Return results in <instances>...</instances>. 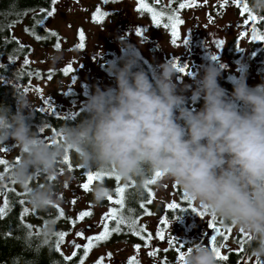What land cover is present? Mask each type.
<instances>
[{
    "label": "clouds",
    "instance_id": "1",
    "mask_svg": "<svg viewBox=\"0 0 264 264\" xmlns=\"http://www.w3.org/2000/svg\"><path fill=\"white\" fill-rule=\"evenodd\" d=\"M250 7L264 13V0H251ZM118 39L122 48L134 49L126 34ZM142 59L131 52L108 63L116 87L96 86L84 119L66 123L50 140L30 126L33 105L27 95L15 92V113L0 105V144L13 140L19 149L11 179L25 189L33 209L46 210L58 202V186L75 178L66 164L71 155L81 169L112 173L137 193L162 173L191 202L246 233L251 254L264 258V84L250 87L243 76L229 95L219 83L221 70L210 65L192 91L194 104L203 100L195 110L178 94L192 86L178 87L174 61L158 65L150 78L139 67ZM37 176L45 182L33 185ZM92 194L102 204L112 193L101 183ZM43 232L54 238L56 225L50 221ZM181 264L219 260L211 246L193 242Z\"/></svg>",
    "mask_w": 264,
    "mask_h": 264
},
{
    "label": "rangeland",
    "instance_id": "2",
    "mask_svg": "<svg viewBox=\"0 0 264 264\" xmlns=\"http://www.w3.org/2000/svg\"><path fill=\"white\" fill-rule=\"evenodd\" d=\"M222 4L223 0H198L196 7H190L183 18L184 23L179 27V39L174 44L173 37L168 28L156 27L148 16L137 10L138 3L135 0H123L107 9L111 10L110 17L97 22L93 19L91 13L96 7V0H58L56 3V12L49 20L48 26L57 29L62 34V47L60 49L36 48L35 54L32 55L33 63H36L44 70H59L62 67L71 65L73 71L67 76L56 77L54 80L44 78L42 81H35L33 86L26 89L25 95L32 102L33 109L42 108L49 112L55 110L59 115L71 116L80 108L84 107L87 98L95 92L96 86L102 89L116 87V80L103 69V64L112 56H121L124 53L138 52L143 60L150 64L154 70L158 65L172 61L179 63L183 42L188 39L195 28H202V38L207 46L217 50L212 57L204 59L206 67L215 66L223 71L230 66H239L244 75H257V69L250 66L248 58L252 45L249 40V25H237L236 19L244 16L241 15L239 7L228 0V4L220 9L213 8L215 4ZM231 3V4H229ZM213 17L215 21L209 22ZM143 29L144 34L139 35V30ZM83 30L85 34L84 48H79L80 43L79 31ZM247 32V36L241 34ZM23 37L22 32H17ZM128 36V43L134 45L131 51L121 47V41L118 39L124 35ZM195 37V36H194ZM223 41V45L218 44ZM240 41L241 58L239 63H233L225 51L231 43ZM178 42V43H177ZM60 57V59H56ZM219 61V62H218ZM204 75V73H203ZM181 88L185 84L186 77L177 75L174 78ZM35 86H39L41 91H37ZM28 114V110H26ZM42 135L51 139L52 136L46 131ZM5 156L14 160L19 156V149L15 146V141L9 140L0 146V157ZM74 155L69 158L73 165ZM67 168L75 177L67 186L61 183L57 188V203L68 213L73 215L81 211L90 210L92 215L86 220H81L75 226L72 234L68 237L65 249H72L76 244L82 243L85 239L99 231L105 214L109 212V207L114 202L112 196L117 195L119 187H111L112 200H105L102 204L94 202L92 190L85 191L82 184L85 180L80 178L81 168L72 170ZM61 181L63 180V169L61 170ZM102 184L104 182H101ZM93 182L92 186L97 184ZM179 187L172 181L166 180L162 175L154 184L155 201L153 204L154 214L145 218L147 229L151 230L157 225V220L163 215L165 208L170 203H177L179 200V191L173 190ZM177 194V197H176ZM3 188H0V205L3 202ZM125 196V192H124ZM76 203L73 204L72 201ZM179 230L178 233L175 231ZM82 232L84 237L81 238L77 233ZM184 228L178 224H172L171 235L180 238L184 235ZM148 249H142L140 252L123 243H113L97 247L91 251L89 259L84 264H97L101 257L104 258L103 264H127L129 258L137 256L141 264H151ZM111 253V257L108 254Z\"/></svg>",
    "mask_w": 264,
    "mask_h": 264
},
{
    "label": "trees",
    "instance_id": "3",
    "mask_svg": "<svg viewBox=\"0 0 264 264\" xmlns=\"http://www.w3.org/2000/svg\"><path fill=\"white\" fill-rule=\"evenodd\" d=\"M121 1L123 0H96V7L91 13L93 19L98 11L103 14L101 20L110 17L112 12L107 8ZM135 1L138 3V10L140 8V0ZM182 2L184 0H160V3L157 4L155 0H144V3L149 7L154 8L157 12L163 13L162 23L159 26L152 20L151 12L146 10L138 11L146 14L156 27L170 28L164 26L169 23L167 19L168 15L178 10L180 18L182 19V12L190 8L179 9V4ZM242 4L243 6L246 4L248 9H250V12H244L246 16L249 18L250 15L257 16L264 22V13H256L251 10V0H242ZM52 7V0H0V65H2L0 67V105L10 107L13 113L17 111L18 107L15 95L16 91L25 94L26 89L32 87L35 81H42L44 78L49 79V74H51L52 80L56 77L67 76L63 71L67 66L59 70L44 71L36 63V60L35 63L32 60V55L33 53L35 54L36 48L58 50L60 48L57 49L55 47L57 43L62 47L61 32L48 26L49 20L54 15L48 17L47 12L51 11ZM54 7L56 9V4ZM20 31L23 37L17 33ZM53 32L56 33L55 36L51 35ZM36 36H40L42 39L37 40ZM128 54L131 53H124L121 56ZM121 56H116L113 53L103 64V69L109 73L108 63L119 60ZM25 61H28V63ZM141 63L139 67L148 71L150 78H152V74L155 71L154 68L143 59ZM35 88L40 89L39 86H35ZM83 108H80L71 116L59 115L55 110L46 112L42 108H35L32 114L29 115L28 122L34 131H40L43 128L44 130L41 133L47 131L53 138L66 123L75 126L84 119L86 113L83 111ZM0 159L7 161V164H0V175H3V180L0 181V188L4 190L3 202L5 199L9 202V207L6 209L5 214L0 216V264H80V260L84 256L83 246L88 242L87 238L84 242L78 244L81 245L79 249L75 246L72 249H65L64 245L75 226L81 221L78 219L79 214L90 210H84L77 215H73L63 209L58 203L46 210L33 209L27 199L25 189L13 183L10 176L11 169L19 159V156L14 160L8 159L5 156L0 157ZM68 164L72 170L78 169L79 167L76 158L73 165L71 163ZM89 171L99 170L81 169L82 173L80 178L84 179L85 183L87 182V173ZM155 178L153 176V179ZM45 179L46 177L37 176L32 183L33 185L44 183ZM94 182H104L103 184L105 185L119 188L123 187L125 189L122 214L127 218L137 219L139 221L144 214V209L141 208V204H144L147 210L150 209L147 203L149 198L146 197L149 194L147 187L142 193H137L130 185H126L121 180H116L114 175H108V173H105L102 179L95 180ZM92 188L94 186L91 185ZM112 197L114 200L119 198L117 195ZM20 201H23V203H20ZM3 202L0 207L4 206ZM25 208L29 210L27 214L24 213ZM111 208L120 209L121 205L113 203L110 205L109 211ZM60 210H63V217L59 215ZM88 218L90 216L85 217L83 220ZM50 221L56 225V233H67L59 249L56 247L58 237L55 235L54 238L48 239L43 232L44 227ZM73 221H76L75 225H73ZM104 223L105 220L99 231L88 237L100 234L103 231ZM115 226L116 222L112 220L109 223V228L111 229ZM140 227L143 226L138 223L137 228L139 229ZM45 240H47V243H45ZM120 240L128 243L141 241V239L136 238L126 225H121V231L119 233L113 232L109 239L100 241L92 250L101 247L106 242L113 243L119 242ZM91 251L88 253L84 263L89 259ZM73 252L76 253L75 256H73ZM66 256L72 258L65 260L64 257Z\"/></svg>",
    "mask_w": 264,
    "mask_h": 264
},
{
    "label": "flooded vegetation",
    "instance_id": "4",
    "mask_svg": "<svg viewBox=\"0 0 264 264\" xmlns=\"http://www.w3.org/2000/svg\"><path fill=\"white\" fill-rule=\"evenodd\" d=\"M220 7L221 6L219 3L215 4L213 8V13L215 14L214 9L219 10ZM237 7H239L240 9L241 15L244 16L242 17V19L241 18L236 19L237 25L242 26L243 24H245V21H249L247 25H249V36H250L249 40L252 45V48L249 52L248 58L250 60V66L255 67L257 69L258 74L244 75L241 71V67L239 66H230L225 68L223 71H221L222 75L219 78V83L223 88L227 90L229 95L233 91L234 83L238 82L239 78L243 76L247 77V83L250 87H255L257 85L264 84V64L253 61V57L255 56V54L263 47L264 41L254 40L253 32H252V28L255 27L258 33L264 34V22L262 19H260L257 16H256L257 20L255 22L250 21V18L246 16V13L243 12L242 14V10H243L242 3L240 6ZM182 15L184 18L186 14L182 13ZM208 20L210 23H213L215 21L213 17L209 18ZM168 30L171 33V28H168ZM202 32H203L202 28H195L188 39L182 40L183 36H181L180 41L183 42V50L181 52L180 59H177L181 66L186 67V73H192L191 75H187L186 73H179V72L177 73V75H179L180 77H186L185 84L192 86V88L187 92L178 93V94L186 95L189 98L188 100L189 107L194 108L195 110H199L200 108L203 107V100H201L199 103L194 104L191 100V96H192V91H194L196 87V81L203 77L204 69L206 68L204 59L207 58L211 59L213 55L217 53V50L215 48L211 46H207L205 44V40L202 38ZM185 41H188V43H185ZM240 45H241L240 41H238L237 43H231L227 47V51L224 50L226 56H228L233 63H239L240 61L241 53H242ZM169 61H172V57L169 58ZM159 178H155L156 181ZM154 184H150L147 187L148 190H151V192L154 193V195L151 197L149 196V194L146 195L147 198L152 199V203L155 201ZM177 191H179V195H178L179 200L177 203L180 205V207L175 209H170L167 206L163 212V215L160 217L159 220H157V225L154 228H152L151 230L147 229L148 227L145 224V218L150 215H146L145 211L141 219H139V224H141L144 228H146V232L143 233V235L146 236L147 232L152 233L153 238L149 246L146 247L145 241L142 240L137 235L135 236L136 238L141 239L140 242L128 243L120 240L119 242H113V243H123L134 249H135L134 247L135 245H140L139 252L142 249H148V248L151 251L153 249H159L160 251L157 253L155 257L150 256L151 264H180L179 253L176 251V247L170 245L168 242L167 238L169 236L174 238V240L177 242V245L180 243L184 245V248L181 249L182 251H185L186 247L190 246L193 242H202L206 245L211 246L209 242V237L211 235H216V232L211 227L212 224L211 214L207 212V215L204 216L199 215L200 211H205V210L202 207L198 206L197 204L185 200L183 196V192L180 188L173 190V192H177ZM193 207L197 209L196 212L192 211ZM185 209H187V211H185ZM148 211L152 213L151 215L155 213L153 210V204L150 206V209H148ZM165 219L168 220V223L162 224L161 221ZM216 223H217V227L221 229V232L225 233L228 237L227 240H225L224 237L217 236L216 245L221 248V252L223 255L228 256L227 261L219 260V264H258L259 261H264V258H256L251 254V247L249 246V237L246 233L241 232L233 225H229L222 222L218 218ZM172 224H178L181 228H184L185 232L183 237L180 238L179 236H177V238H175L174 236L171 235ZM162 228L165 230V234H166L165 240H160L156 235ZM228 228L232 229L230 233L227 232ZM175 232L178 233L179 230H176ZM113 243L106 242L102 246L106 247V245ZM137 260L139 261V264H141L138 257Z\"/></svg>",
    "mask_w": 264,
    "mask_h": 264
},
{
    "label": "snow or ice",
    "instance_id": "5",
    "mask_svg": "<svg viewBox=\"0 0 264 264\" xmlns=\"http://www.w3.org/2000/svg\"><path fill=\"white\" fill-rule=\"evenodd\" d=\"M155 2L158 4V3H160V0H155ZM233 2L237 6H240L241 3H242V0H233ZM56 3H57V0H52L53 7H52L51 11L47 12V16L48 17H51V16L54 15V13L56 11L54 5ZM204 3H207V0H204ZM227 4H228V0H223V3L220 6L224 7ZM196 6H199L198 5V0H184V2L179 4V9H184L186 7H196ZM138 10H146L148 12H151L152 13V20L154 21V23L157 26H159L162 23L163 13L157 12V11H155L154 8L149 7L146 3H144V0H140V8ZM243 12H250V9H248L246 4L243 6L242 14H243ZM102 15L103 14L98 11L97 14L94 16V19L97 22H100ZM167 19H168L169 23L165 24L164 26L171 28V35L173 37V41L172 42L175 44L177 39H179V36H180L179 26L182 25L184 23V21L180 18L178 10H175V11H173V13L171 15H168ZM256 20H257V17L250 15V21L255 22ZM248 23H249V21H245L246 25ZM252 32H253V39L254 40L264 41V34L258 33L257 29L255 27L252 28ZM138 34L139 35H143L144 34V30L143 29L139 30ZM51 35L55 36L56 33L53 32V33H51ZM241 35L242 36H247V32H244ZM36 39L40 40V39H42V37L36 36ZM79 39H80V43L78 44V47L79 48H84L85 47V45H84L85 34H84L83 30L79 31ZM185 43H188V41H185ZM223 43H224L223 41H218V44H220L221 46L223 45ZM21 46L23 47V45H21ZM55 47L57 49L60 48V44L57 43L55 45ZM213 58L215 59V57H213ZM25 62L28 63V61H25ZM0 67H2V65H0ZM176 67H177V69H178V71L180 73H186V67L185 66H181L179 63H176ZM63 71H64L65 74H68V73L73 71V68H72L71 65H69L66 68H64ZM186 74L187 75H191L192 73H186ZM49 79H51V74H49ZM37 91H41V90L37 89ZM43 130H44L43 128L40 129V131H43ZM66 163H70L69 158L66 159ZM0 164H7V161L4 160V159H0ZM104 175H105V173H103L101 171H89L87 173V182L82 184V188L85 191H90L91 190V185L93 184V182L95 180L102 179ZM108 175H114V174L108 173ZM162 175H163L162 173H156L155 177L159 178ZM114 176H115L116 180H120L119 176H116V175H114ZM2 180H3V175H0V181H2ZM13 183H15V181H13ZM154 183H156V179H152L151 181H149V184H154ZM117 192L119 193V198L114 200L113 202L115 204L121 205V208L120 209L111 208L110 211L105 214V217H104L105 223H104L103 231L100 234H98V235L87 237V241L88 242H87V244H85L83 246V248H84V256L81 258L80 264H84V260L87 258L88 253L92 250L93 247L96 246L97 243H99L100 241H104V240L109 239L113 232L119 233L121 231V225H126L133 232L134 235H137L142 240H144L146 247L150 245V242H151V240L153 238L152 233L151 232H147L146 236L143 235V233L146 232V228L140 227L138 229L137 225H138L139 221L137 219L127 218V217H125L122 214V208H123V205H124V192H125V189L123 187L118 188ZM153 195H154V193H152L151 190H149V196L151 197ZM183 196H184L185 200L191 202L187 198L186 194H183ZM108 199L112 200V197L109 196ZM3 203H4V206L0 207V216L4 215L6 209L9 207V202H8L7 199H5ZM20 203H23V201H20ZM72 203L75 204L76 201L73 200ZM147 203L151 204L152 203V199H149L147 201ZM168 207L170 209H175V208H179L180 205L178 203H170L168 205ZM141 208L144 209L146 215H151L152 214V213H150L147 210V208L145 207L144 204H141ZM28 211L29 210L27 208L24 209V213L25 214H27ZM185 211H187V209H185ZM192 211L196 212L197 209L195 207H193ZM59 215H60V217L64 216L63 210H60ZM91 215H92L91 211H84V212H81L79 214L78 219L79 220H83L85 217H88V216H91ZM199 215H201V216L207 215V211H200ZM112 220H115L116 226L114 228L110 229L109 228V223ZM211 220H212L211 227L216 232V235H211L209 237L210 245H211L213 251L217 254V259L218 260L227 261L228 256L222 254L221 248L216 245V241H217V236H222V237H224L225 240H227L228 237H227V235L225 233L221 232V229L219 227H217V223H216L217 218L214 215H211ZM75 223H76V221H73V225H75ZM161 223L162 224H167L168 220L165 219V220L161 221ZM29 227H31V226L29 225ZM231 231H232L231 228L227 229L228 233H230ZM30 235H31V233H30ZM66 235H67V233H65V232L56 233V236L58 237V239L56 241L57 249H59L60 244L64 241V238H65ZM77 235L80 236L81 238L84 237V234L82 232L77 233ZM156 235L158 236V238L160 240H165V238H166L165 230L163 228ZM167 239H168V242H169L170 245H173V246L176 247V251L179 253V261H180V264H181V262L184 260V251H182L181 249L184 248V245L182 243L177 245V242L171 236H169ZM45 243H47V240H45ZM75 247L77 249H79L81 247V245L76 244ZM134 247H135V249H136V251L138 253L139 250H140V245H135ZM159 251H160L159 249H153L152 251L148 252V255L152 256V257H155ZM75 255H76V253L73 252V256H75ZM111 255H112L111 253L108 254L109 257H111ZM64 258H65V260H70L72 257L66 256ZM103 261H104V258L101 257L100 260L97 261V264H103ZM128 264H139V261L137 260L136 256H132L128 260ZM258 264H264V261H259Z\"/></svg>",
    "mask_w": 264,
    "mask_h": 264
},
{
    "label": "water",
    "instance_id": "6",
    "mask_svg": "<svg viewBox=\"0 0 264 264\" xmlns=\"http://www.w3.org/2000/svg\"><path fill=\"white\" fill-rule=\"evenodd\" d=\"M253 61L257 63H263L264 64V45L263 47L255 54L253 57Z\"/></svg>",
    "mask_w": 264,
    "mask_h": 264
}]
</instances>
